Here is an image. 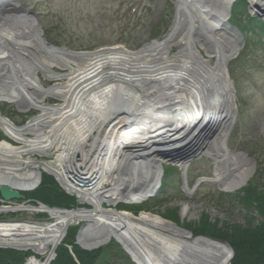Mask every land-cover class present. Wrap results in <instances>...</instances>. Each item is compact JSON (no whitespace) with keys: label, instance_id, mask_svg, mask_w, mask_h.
<instances>
[{"label":"bare ground","instance_id":"1","mask_svg":"<svg viewBox=\"0 0 264 264\" xmlns=\"http://www.w3.org/2000/svg\"><path fill=\"white\" fill-rule=\"evenodd\" d=\"M233 1L176 0L161 38L135 50L118 45L85 52L47 43L35 16L16 0L0 3V102L14 103L19 112L38 110L20 125L0 111V133L10 138H0V184L29 190L46 171L92 204L65 216L51 212L54 219L47 225L0 222V246L44 253L59 243L66 225L85 220L77 236L82 247L115 239L132 264H228L231 249L221 241L116 205L153 196L161 185L163 154L181 148L177 164L184 176L189 152L214 162L211 177H199L193 186L184 181L187 195L203 181L235 191L253 174L247 154L227 146L236 117L228 63L242 47L227 26ZM248 4L264 11V0ZM40 73L55 81L44 86ZM71 168L92 179L91 190L67 179ZM187 208L183 205L182 215Z\"/></svg>","mask_w":264,"mask_h":264},{"label":"rangeland","instance_id":"2","mask_svg":"<svg viewBox=\"0 0 264 264\" xmlns=\"http://www.w3.org/2000/svg\"><path fill=\"white\" fill-rule=\"evenodd\" d=\"M3 1L0 0V3ZM16 1L34 12L47 42L73 51H89L115 45L131 50L140 48L147 41L161 38L167 33L176 6V0ZM247 12H250L248 6ZM229 13L227 26L234 30L243 44L236 57L228 63L229 78L235 89L236 117L228 134L227 146L231 150L245 152L251 159L254 171L248 184L235 191H224L216 182L203 181L191 195H187L183 188L184 181L193 186L199 177H211L213 174V160L201 153L190 157L185 176L178 165L164 160L162 164L165 170L155 194L141 203H128V208L135 213H138L139 208H144V211L157 214L191 231L193 235V229L204 225L205 220L222 228L245 227L250 223H257L260 213L255 201L249 206L241 199L246 195L245 187L256 189L254 192L264 205V41H259L254 34L244 29V42L242 33L237 31L242 29V12L234 9L232 16ZM54 69L60 71L58 67ZM40 77L44 86H50L55 81L42 73ZM55 100L57 101L53 97L45 99L49 102ZM0 111L3 116L20 125L38 110L31 107L26 113L19 112L14 103L3 101L0 102ZM32 157L45 160L53 159L54 155L35 154ZM75 158L79 160L78 155ZM79 202L89 204L84 206L86 208L92 207L88 201ZM121 204L119 202L116 208ZM103 205L107 207L108 202L104 201ZM183 205L188 207L185 215L181 214ZM26 216L25 212L0 213V218ZM120 247V251L126 256ZM121 252L107 244V249L101 253L98 261L105 264H126Z\"/></svg>","mask_w":264,"mask_h":264},{"label":"trees","instance_id":"3","mask_svg":"<svg viewBox=\"0 0 264 264\" xmlns=\"http://www.w3.org/2000/svg\"><path fill=\"white\" fill-rule=\"evenodd\" d=\"M234 9H238L239 12L246 15V18L241 23L242 31L247 29L259 41H264V19L247 15L246 0H237L233 5ZM247 38L251 40L249 37ZM255 190L245 187L246 195L241 199L245 204L248 203L249 206L255 201L260 213V220L257 223H250L245 227L232 226L222 228L205 220L204 225L201 224L193 229L195 234L202 233L226 240L233 249V256L229 264H264V205L259 201ZM26 196L41 200L48 205L70 207L75 204V198L65 193L54 178L45 173L42 174L38 187L26 193ZM76 231L77 226L68 228L66 237L57 247L56 257L51 264H105V262H99L98 260L101 253L107 249V244L121 252L119 246L114 241H110L89 253L74 243ZM69 247H71V251ZM121 255L126 259V264H132L122 252ZM25 256L26 253L22 251L8 248L0 249V264H21Z\"/></svg>","mask_w":264,"mask_h":264},{"label":"water","instance_id":"4","mask_svg":"<svg viewBox=\"0 0 264 264\" xmlns=\"http://www.w3.org/2000/svg\"><path fill=\"white\" fill-rule=\"evenodd\" d=\"M250 11L254 15L255 14L258 15V16H263L264 15V11L258 10V8L257 9L254 8L253 11L250 9ZM27 12L29 14H33V11L27 10ZM124 124H126V123H122V124H120V126H122ZM183 149L184 148L179 149L177 153H174L172 155L163 154L162 158H164V160L167 161V162H171V163L177 164V160H179L182 157V155H184ZM181 152H183V153H181ZM199 154H201V153H197V152L191 153V152H189V153L186 154V156L188 157V160H189L190 157H193V156L199 155ZM80 172L81 171H79V170L77 171L74 168L68 169L66 171L67 179L70 180V182H72L75 186H78V187H84V186L91 185L92 184V179L91 178H89V179L83 178L82 177L83 175ZM0 196L3 199H5V200L11 199V198L21 199V198L24 197V195L19 191V188L14 187V186H10L8 184H4V185L0 184ZM208 237L213 238V239L218 240V241H221L222 243H224L228 247H230V249L232 250L230 244L227 241H225L223 239L211 237V236H208ZM75 243L78 244V241H75ZM88 251L90 252L91 250L89 249ZM230 256H232V255H230Z\"/></svg>","mask_w":264,"mask_h":264},{"label":"built area","instance_id":"5","mask_svg":"<svg viewBox=\"0 0 264 264\" xmlns=\"http://www.w3.org/2000/svg\"><path fill=\"white\" fill-rule=\"evenodd\" d=\"M5 208H9L11 211H22V210H31V212H48V220H44V221H24V222H31L34 225H39L40 223L44 225H47L48 223H51L50 221H52L54 219V217L51 215V212H54L55 214H57L58 216H63V214L65 213L64 210L61 209H48L44 206H42L41 204H38L37 206L35 205H31L29 203H27L26 201L23 202H10L9 204H4L1 205ZM19 206H21L22 208H20ZM27 207H30L31 209H28ZM13 222V221H11ZM52 224V223H51ZM52 227V226H51ZM55 227H52V229H54ZM51 232V230H49ZM43 240L42 237H38V241ZM40 256L43 257V259L41 260L39 257H36V255H32L30 256L24 264H29L30 260H35L37 261V264H48L49 261L51 259H53L54 257V252H53V247L52 249H50L49 246L46 247V249L44 250V253H40L37 252Z\"/></svg>","mask_w":264,"mask_h":264}]
</instances>
